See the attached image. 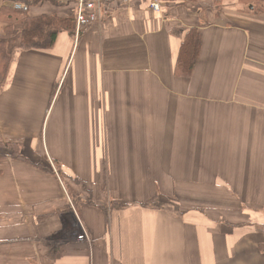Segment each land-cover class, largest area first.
Listing matches in <instances>:
<instances>
[{
    "label": "crops",
    "instance_id": "obj_1",
    "mask_svg": "<svg viewBox=\"0 0 264 264\" xmlns=\"http://www.w3.org/2000/svg\"><path fill=\"white\" fill-rule=\"evenodd\" d=\"M160 1L14 52L0 143L23 156L0 160V264H264V9Z\"/></svg>",
    "mask_w": 264,
    "mask_h": 264
},
{
    "label": "trees",
    "instance_id": "obj_2",
    "mask_svg": "<svg viewBox=\"0 0 264 264\" xmlns=\"http://www.w3.org/2000/svg\"><path fill=\"white\" fill-rule=\"evenodd\" d=\"M3 2L26 3L29 5V10L31 7L44 3H50L57 8L63 6L57 0H3ZM0 23L5 24L3 32L0 33V82H5L9 76L15 51L50 50L55 45L61 31L74 35L76 15L61 17L57 13H51L32 16L30 12L2 5ZM11 44L14 47L10 49ZM202 44L203 36L198 29L194 28L185 33L176 65L177 75L190 77L193 74L200 59ZM0 146L4 147L1 143ZM8 148L9 154L14 159L22 158L21 144L9 143ZM5 157L7 155L0 151V160ZM62 176L65 177L63 174ZM70 180L73 184L81 186L87 194L90 193L87 185L81 180Z\"/></svg>",
    "mask_w": 264,
    "mask_h": 264
},
{
    "label": "built area",
    "instance_id": "obj_3",
    "mask_svg": "<svg viewBox=\"0 0 264 264\" xmlns=\"http://www.w3.org/2000/svg\"><path fill=\"white\" fill-rule=\"evenodd\" d=\"M77 1V14H76V27L77 32L86 27H90L100 23L104 10L107 6L113 4L116 1L129 2L131 0H76ZM16 9L27 11L29 8L25 4H14ZM150 6L156 12L161 10L160 0H151ZM80 241H89L86 233H82L79 237Z\"/></svg>",
    "mask_w": 264,
    "mask_h": 264
},
{
    "label": "rangeland",
    "instance_id": "obj_4",
    "mask_svg": "<svg viewBox=\"0 0 264 264\" xmlns=\"http://www.w3.org/2000/svg\"><path fill=\"white\" fill-rule=\"evenodd\" d=\"M61 5H63L62 7H60V9H61V11H59V14L57 13V12H55V13H57L58 15H60L61 17H68V16H70V15H73V10L71 9L70 10V8H68L69 6H71L72 5V3L74 2V3H76V13H75V15L77 14V1L76 0H57ZM240 1V3L245 7V8H250L249 6L250 5H252L253 7H255V8H257V9H264V0H239ZM14 4H17V3H13V2H6V3H4L3 2V0H0V7L2 6V5H5V6H8V7H13V8H15V6H14ZM20 4H25V5H27L28 6V8H29V5L28 4H26V3H20ZM46 3H44V4H40L39 5V7H42L43 5H45ZM48 6H50V7H52V5L50 4V3H48ZM73 6H71V8H72ZM16 9V8H15ZM17 10H19V9H17ZM21 11H25V10H21ZM26 12H30V10L28 9ZM52 12V11H51ZM31 13V12H30ZM53 13V12H52ZM32 16H34V15H32ZM103 18V17H102ZM102 20V19H101ZM2 24V26H5V24L4 23H1ZM75 28L77 29V27H76V23H75V25H74V30H75ZM8 147V146H7ZM7 147H1L0 146V151L1 152H3V153H5V154H7V153H10L8 150H9V148H7ZM83 192V191H82ZM70 193V196H72V191H70L69 192ZM78 240H79V237H78Z\"/></svg>",
    "mask_w": 264,
    "mask_h": 264
}]
</instances>
